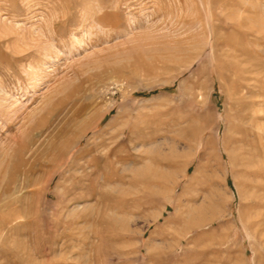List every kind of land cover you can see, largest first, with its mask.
<instances>
[{
    "label": "rangeland",
    "instance_id": "374dc122",
    "mask_svg": "<svg viewBox=\"0 0 264 264\" xmlns=\"http://www.w3.org/2000/svg\"><path fill=\"white\" fill-rule=\"evenodd\" d=\"M0 264H264V0H0Z\"/></svg>",
    "mask_w": 264,
    "mask_h": 264
},
{
    "label": "bare ground",
    "instance_id": "6f19581e",
    "mask_svg": "<svg viewBox=\"0 0 264 264\" xmlns=\"http://www.w3.org/2000/svg\"><path fill=\"white\" fill-rule=\"evenodd\" d=\"M168 59V58H167ZM171 60H172V58H171ZM166 61V60H165ZM173 61V60H172ZM168 62V61H167ZM69 147L70 146V143L69 142H65V144L63 145V148H65V147ZM177 153V152H176ZM178 155V154H177ZM180 156V155H179ZM170 175V174H169ZM109 184V183H108ZM109 188V187H108ZM183 215V214H182Z\"/></svg>",
    "mask_w": 264,
    "mask_h": 264
}]
</instances>
